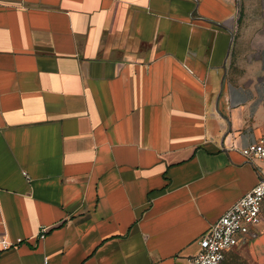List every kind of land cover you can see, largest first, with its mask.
Listing matches in <instances>:
<instances>
[{
    "label": "crops",
    "instance_id": "0c3cea01",
    "mask_svg": "<svg viewBox=\"0 0 264 264\" xmlns=\"http://www.w3.org/2000/svg\"><path fill=\"white\" fill-rule=\"evenodd\" d=\"M261 140L264 0H0V264H190Z\"/></svg>",
    "mask_w": 264,
    "mask_h": 264
},
{
    "label": "built area",
    "instance_id": "2783aa9c",
    "mask_svg": "<svg viewBox=\"0 0 264 264\" xmlns=\"http://www.w3.org/2000/svg\"><path fill=\"white\" fill-rule=\"evenodd\" d=\"M241 152L249 162L263 164V168L258 167L260 181L198 240L199 249L191 258L190 264H224L227 253L239 244L242 237L250 234L261 223L264 203V140L243 148ZM44 236L42 234L41 238ZM22 241L19 239L18 243ZM15 245L6 235L0 236L2 248Z\"/></svg>",
    "mask_w": 264,
    "mask_h": 264
}]
</instances>
